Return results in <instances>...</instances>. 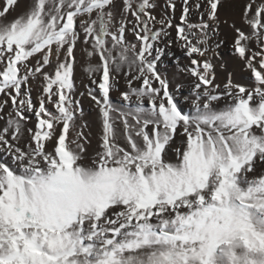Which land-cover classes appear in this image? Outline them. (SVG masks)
Masks as SVG:
<instances>
[{
    "label": "snow or ice",
    "instance_id": "snow-or-ice-1",
    "mask_svg": "<svg viewBox=\"0 0 264 264\" xmlns=\"http://www.w3.org/2000/svg\"><path fill=\"white\" fill-rule=\"evenodd\" d=\"M0 264H264V0H0Z\"/></svg>",
    "mask_w": 264,
    "mask_h": 264
},
{
    "label": "rangeland",
    "instance_id": "rangeland-1",
    "mask_svg": "<svg viewBox=\"0 0 264 264\" xmlns=\"http://www.w3.org/2000/svg\"><path fill=\"white\" fill-rule=\"evenodd\" d=\"M162 67H164V68H166V69L169 67L168 62H167L166 60L163 62ZM84 107H85V111H86V113H87L88 110L90 109V102H89L88 100H85V102H84ZM91 131H92V136H91V138H92V140H93V145H95L96 132H97V129H96L95 125H92V127H91Z\"/></svg>",
    "mask_w": 264,
    "mask_h": 264
}]
</instances>
